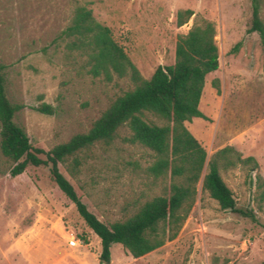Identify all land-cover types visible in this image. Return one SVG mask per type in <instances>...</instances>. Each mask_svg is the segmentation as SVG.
I'll list each match as a JSON object with an SVG mask.
<instances>
[{
  "label": "rangeland",
  "instance_id": "374dc122",
  "mask_svg": "<svg viewBox=\"0 0 264 264\" xmlns=\"http://www.w3.org/2000/svg\"><path fill=\"white\" fill-rule=\"evenodd\" d=\"M76 6L91 10L94 19L110 29L145 79L158 66L173 64L178 35L211 22L219 65L205 78L199 105L205 119L194 123L192 130L202 131L198 142L206 151V162L215 151L232 146L258 164L255 171L249 164L220 173L237 207L251 210L256 222L221 211L215 200L201 192L200 179L196 202L174 240L137 259L113 244L108 264H264V200L259 204L254 181L256 173L264 179V71L259 38L246 34L250 0H0V63L6 66L7 97L25 105L15 122L34 147L44 150L86 133L111 101L132 88L128 77L113 76L109 82L91 77L84 58L69 53L64 41H54L68 26ZM184 10L193 15L179 27L177 13ZM259 16L264 23V0ZM238 42V51L232 53ZM215 79L219 93L211 85ZM41 103L52 106L54 115L30 109ZM148 119L163 124L152 116ZM129 135L127 128H120L110 145H97L81 154L75 169L70 162L59 166L87 209L106 225L163 195L169 181L154 178L149 171L154 154L127 142ZM12 166L0 153V246L9 250V236L18 235L16 228L27 225L34 209L45 220H62L67 241L43 220L42 244L30 237V252H21L29 263L103 264L98 237L56 188L48 169L29 166L11 177ZM205 171L206 164L201 178ZM73 238L78 244L70 247L67 242ZM64 250L71 252L70 258L55 263ZM7 252L5 264H25Z\"/></svg>",
  "mask_w": 264,
  "mask_h": 264
},
{
  "label": "trees",
  "instance_id": "16d2710c",
  "mask_svg": "<svg viewBox=\"0 0 264 264\" xmlns=\"http://www.w3.org/2000/svg\"><path fill=\"white\" fill-rule=\"evenodd\" d=\"M261 1L250 0L251 19L246 34L255 33L259 38L264 71V23L259 16ZM192 15L191 10L179 11L177 25H184ZM214 37V25L208 21L178 35L173 64L158 66L145 79L114 40L110 29L98 23L91 10L76 6L68 26L54 41H64L69 53L84 58L86 71L91 77H103L107 82L113 76L119 79L128 77L132 88L111 101L86 133L76 134L49 150L34 147L25 130L15 122L25 105L8 99L6 66L0 63V153L13 165L10 176L23 174L29 166L47 168L56 188L74 205L86 227L98 237L99 259L105 264L110 261L113 244H120L137 259L174 240L196 202V185L200 179L201 192L215 200L221 211L256 222L251 210L237 207L232 191L220 175L238 165L252 164L251 170L255 171L258 169L255 159L243 157L232 146H224L206 162L205 149L184 125L193 118L205 119L198 106L206 76L216 71L219 65ZM240 44L236 43L231 52H237ZM211 85L219 93V81L215 79ZM30 109L47 116L55 113V109L45 103ZM148 116L163 124H156ZM123 127L130 132L127 142L139 144L154 154L155 160L149 167L154 178H168L169 181L163 195L145 201L131 215L106 225L87 209L59 166L70 162L75 169L80 165L81 154L97 145H110ZM205 164L206 171L201 178ZM254 181L261 204L264 179L256 173Z\"/></svg>",
  "mask_w": 264,
  "mask_h": 264
},
{
  "label": "crops",
  "instance_id": "0c3cea01",
  "mask_svg": "<svg viewBox=\"0 0 264 264\" xmlns=\"http://www.w3.org/2000/svg\"><path fill=\"white\" fill-rule=\"evenodd\" d=\"M199 105H200V102H199ZM198 109H199V106H198ZM199 119H201V118H193L191 120V122H184V125L187 128V130L192 134V136L197 141L201 137L202 131L200 130V132L197 133L195 129L192 130V126L194 125V123H198V125H199V122H198ZM186 125H189V127L186 126ZM19 198H23V195L20 194ZM30 213L31 214L29 216V221H28L27 225H24V224L22 225L21 224L20 226H18L16 228L17 229V233H15V234H18V235H13L11 237L9 236V239H10L8 241V243L10 244L9 245V250H5L2 246H0V264H5L7 262L6 261L7 253H9L7 251H10V253H12L14 256L18 257L19 260H25V264H32V263H29L27 261V258H24L21 255V252L22 251L30 252V250L32 248L31 246H28V240H29L30 237H34L37 244H42L43 241H42V238H41L42 237V234H41V231H42L41 225L42 224L41 223L45 219H44V217L41 214L35 212L34 209H33V211L31 210ZM4 214H5V212H4ZM5 216H7V215L5 214ZM45 221L47 223H49L48 229L50 231H53V232L55 231L59 235V237H60V239L62 241H64V242L67 241L66 240V235H65L66 233H65V231L63 229V224H61L62 220L58 221L56 219H50V218L47 217ZM67 244H68V242H67ZM53 246H55V245H53ZM33 250L37 251L36 248H33ZM70 253L71 252H69L67 250H64V252L58 257V259L56 260L55 263H62L63 261L69 259L70 258L69 257ZM46 258H48V257L46 256Z\"/></svg>",
  "mask_w": 264,
  "mask_h": 264
},
{
  "label": "built area",
  "instance_id": "2783aa9c",
  "mask_svg": "<svg viewBox=\"0 0 264 264\" xmlns=\"http://www.w3.org/2000/svg\"><path fill=\"white\" fill-rule=\"evenodd\" d=\"M78 244V241H76L74 238L68 242V245L70 247H74Z\"/></svg>",
  "mask_w": 264,
  "mask_h": 264
},
{
  "label": "water",
  "instance_id": "95a60500",
  "mask_svg": "<svg viewBox=\"0 0 264 264\" xmlns=\"http://www.w3.org/2000/svg\"><path fill=\"white\" fill-rule=\"evenodd\" d=\"M102 263H103V264H105V262H104V261H102Z\"/></svg>",
  "mask_w": 264,
  "mask_h": 264
}]
</instances>
